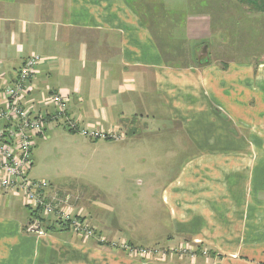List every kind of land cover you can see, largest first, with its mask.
Listing matches in <instances>:
<instances>
[{"label":"crops","instance_id":"1","mask_svg":"<svg viewBox=\"0 0 264 264\" xmlns=\"http://www.w3.org/2000/svg\"><path fill=\"white\" fill-rule=\"evenodd\" d=\"M226 1L0 0V86L13 84L30 56L42 57L22 98L26 107L53 112L52 93L69 97L67 116L79 127L71 133L122 135L90 138L111 140L105 150L116 164L127 165L133 150L159 146L131 141L145 129L161 133L171 123L188 140L171 145L179 151L177 169L157 193L169 216L168 241L141 246L117 233L107 216L92 218L101 234L148 251L182 240L200 249L189 262H173L62 231L27 233L31 211L23 195L0 188V264H264V139L246 138L232 114L256 94L264 101V88L251 83L264 80L250 64L168 60L196 54L202 42L223 35L217 16ZM220 102L231 103V114L215 110Z\"/></svg>","mask_w":264,"mask_h":264},{"label":"rangeland","instance_id":"2","mask_svg":"<svg viewBox=\"0 0 264 264\" xmlns=\"http://www.w3.org/2000/svg\"><path fill=\"white\" fill-rule=\"evenodd\" d=\"M217 17L224 18L221 23L223 31L217 33L223 34L221 37L216 36L209 40L211 45L202 42L196 54L169 55V62L185 66L206 64L208 61L216 62L219 67L234 63L250 64L254 77L264 80V0L226 1L222 13ZM235 17H240V22H236ZM251 83L256 84L259 89L264 88V83L255 79ZM257 96L258 94L251 97L247 103H237L240 106L239 115H236V111L232 113L239 132L250 141L256 140L257 135L264 139V101L258 100ZM218 104L220 105L215 108L218 113L231 114L228 111L231 110L228 107L231 103ZM52 126L53 130L46 129L42 136L33 138V166L30 177L50 181L58 189L71 191L74 195L73 212L80 214L82 221L90 226H96L92 218L96 222L107 216V220L115 228H119L117 233L122 230L127 238L135 240L141 246H151L159 241L167 242L166 235L170 231L169 216L157 193L177 169V164L173 161H176L174 155L179 151L171 149V145L186 143V137L185 141H181V136L171 128V123L165 125L161 133H152L149 131L153 130L145 129L131 141L159 146L153 147L154 149L149 147L133 150L130 152L131 156L123 159L127 162L126 165L110 162L115 157L106 154L105 146L111 140H90L83 134L71 133L62 120L54 122ZM181 153L187 154V151ZM86 203L89 208L83 212L80 205H87ZM50 223L45 222V231ZM55 230L76 239L100 240L103 237L102 243L108 248L115 247L142 259L173 258V262H176L180 258L178 261L189 262L188 258L197 250L195 245L182 240L180 244L161 243L154 248V252L148 254L128 241L109 239L101 234L100 228L92 236H84L69 225L67 229L61 230L57 226ZM114 242L119 245H112ZM262 250L261 247L259 256L263 254ZM204 254L208 256V250H204Z\"/></svg>","mask_w":264,"mask_h":264},{"label":"built area","instance_id":"3","mask_svg":"<svg viewBox=\"0 0 264 264\" xmlns=\"http://www.w3.org/2000/svg\"><path fill=\"white\" fill-rule=\"evenodd\" d=\"M41 61L39 55L30 56L21 67L16 81L11 85L0 86V188L23 195L28 208L34 213L26 225L27 232L43 233L45 222H55L65 223L84 236H92L98 227L86 224L80 214L73 212L74 195L71 191L58 189L50 181L30 177L33 138L44 134L48 122L62 120L70 130L79 129L78 122L67 116V96L60 93L50 95L49 104L55 107L53 112L30 109L24 105L22 98ZM80 133L96 139L122 138L117 133L88 129H82ZM100 240L102 242L104 238ZM111 244L119 245L116 242ZM141 250L148 254L155 251Z\"/></svg>","mask_w":264,"mask_h":264},{"label":"trees","instance_id":"4","mask_svg":"<svg viewBox=\"0 0 264 264\" xmlns=\"http://www.w3.org/2000/svg\"><path fill=\"white\" fill-rule=\"evenodd\" d=\"M72 132L74 131V130H71ZM30 211H31V209H29ZM32 214H34L32 211H31V215ZM30 215V216H31ZM48 227H47V230H46V232L47 231H55V228L58 226V227H60L61 228V230H63V229H67L68 228V225L67 224H65V223H55V222H51L49 225H47ZM197 252H200V249H198L197 250ZM210 253H212L213 255H214V252L213 251H210Z\"/></svg>","mask_w":264,"mask_h":264}]
</instances>
